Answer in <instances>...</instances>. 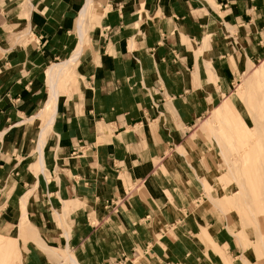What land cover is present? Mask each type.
Here are the masks:
<instances>
[{"label":"crops","instance_id":"obj_1","mask_svg":"<svg viewBox=\"0 0 264 264\" xmlns=\"http://www.w3.org/2000/svg\"><path fill=\"white\" fill-rule=\"evenodd\" d=\"M17 1L0 0V218L21 205L15 238L71 264H224L208 240L232 264L218 216H193L202 187L176 150L264 56V0H28L25 18ZM79 47L42 135L48 69ZM38 247L28 264H52Z\"/></svg>","mask_w":264,"mask_h":264},{"label":"rangeland","instance_id":"obj_2","mask_svg":"<svg viewBox=\"0 0 264 264\" xmlns=\"http://www.w3.org/2000/svg\"><path fill=\"white\" fill-rule=\"evenodd\" d=\"M27 1L15 3L16 5L22 3L23 12L20 17L25 18ZM24 34L25 32H22L17 37L25 41ZM69 66L70 64L65 70ZM65 83L68 84V81ZM47 94L49 97V92H45V97ZM53 108L52 105L45 109L46 114L49 113L48 118ZM48 118L41 129L42 135L49 129L45 127ZM263 125L264 56L248 61L246 68L236 77L228 95H222L220 100L214 103V107L189 131L188 138L176 150L181 155L180 162L193 169L183 173L187 174L189 181L194 180L202 187L203 197L197 196L196 204L191 205L193 216L195 217L197 211L201 209L218 216L216 226H222L223 234L233 239L238 248L233 259L230 257L232 264H264ZM238 146L248 147L247 154L239 159L236 148ZM1 206L2 204L0 209ZM25 212L28 213L26 207ZM20 214L21 205L0 218V244L7 247V250L0 251V264H28L34 257L32 248L38 246L32 239L25 233L24 237L15 238L16 220ZM26 220L27 225L34 230L40 240V231L33 222H30L28 214ZM168 228V230L161 228L166 236L174 228V232L177 231L179 226L170 224ZM157 239L162 240L160 236H157ZM205 245L206 250L219 253L222 262L226 264L222 257L223 251L227 248L225 245L211 248L208 240ZM48 247L56 255L38 248L52 264L75 262V253L72 251H69L71 256L67 254L66 259L62 253L64 250L53 245ZM235 257L237 259H234ZM141 259L142 254L138 252L133 256L132 262L138 264Z\"/></svg>","mask_w":264,"mask_h":264},{"label":"bare ground","instance_id":"obj_3","mask_svg":"<svg viewBox=\"0 0 264 264\" xmlns=\"http://www.w3.org/2000/svg\"><path fill=\"white\" fill-rule=\"evenodd\" d=\"M88 3L86 5H84L85 8L83 7L84 8V9L82 8L83 11L81 10V12H80V22H79L80 28H81V23H82L83 18L85 16L86 10H87V8L89 6ZM80 49H81V47H79V49L77 50L76 54L73 55V57H72V59H70V61H66V62H62V63L56 64V65H53V66H51L48 69V76H49V79H50V81H49V100L50 101L47 103V105L49 104L50 107L53 105L54 108L52 110L51 116H49V118L47 119L46 126H45L46 128H49L51 126L52 120L54 118L55 106H56L55 104H56V99H57V96H58L57 90H56V83H57L58 79L63 75V72H64L65 68L69 65L70 62H73L75 60L76 56L80 53ZM44 112L45 111H41L40 113L38 112L39 114L37 116H35V118H38V119L42 118V114ZM45 114H46V112H45ZM41 133H42V131H41ZM39 145H40L39 148H41L42 145H43V142H42L41 139L39 141ZM236 148L238 149V153H239L237 159L242 158V156L247 152V149H248V147H244V146H238ZM241 151H243V152H241ZM259 165H260V163H259ZM1 250H7V247L0 244V251ZM2 262H4V261H2Z\"/></svg>","mask_w":264,"mask_h":264}]
</instances>
